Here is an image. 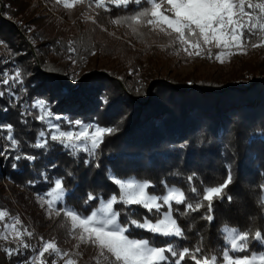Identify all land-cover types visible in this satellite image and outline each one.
I'll use <instances>...</instances> for the list:
<instances>
[{
    "label": "trees",
    "instance_id": "trees-1",
    "mask_svg": "<svg viewBox=\"0 0 264 264\" xmlns=\"http://www.w3.org/2000/svg\"><path fill=\"white\" fill-rule=\"evenodd\" d=\"M15 2L19 4L16 10L13 5L11 7V2L10 7H0V37L19 54L17 59L23 67L29 92L47 101L56 113L71 119L94 121L102 127H114L116 132L105 134L104 142L95 154L99 168L86 167L83 162L88 158L86 153L78 150L73 156L71 150L59 142H51L50 137H47L49 151L45 155L43 149L30 146L44 125L38 124L32 115L21 116L19 105H9L7 98H0V150L11 149L7 139V125L11 124V135L18 142L11 154L37 156L35 162L21 160L16 169L11 167V156H6L0 179L8 176L32 193L42 194L53 186L42 180V171H46L50 179L64 177L65 204L90 214L100 203L97 199L88 208L83 206L89 191L103 199L111 194L119 196V186L110 180L108 170L114 177H135L149 182L153 185L149 188L152 193H164L165 182L168 186H178L185 191L188 202L195 204L202 201L204 188L223 182L226 168H230L233 183L226 191L233 201H215V219L211 224L201 218V209L179 217L185 238H164L134 227L132 236L147 238L160 246L171 241L189 246L192 251L200 247L209 257L212 253L221 254L227 245L221 231L224 225L234 226L239 231L264 229V190L261 189L264 185V75L251 79L238 71L226 78L159 75L150 77L152 80L148 78L147 84H141L139 80L131 84V77L127 80L103 70L88 72L83 77L69 76L54 59H45V55L51 53L49 46L41 44L35 48L29 41H24L21 26L12 16L27 7L28 1ZM109 6V14L116 19L130 18L149 9L135 4L119 8ZM40 34L41 37L45 35ZM76 41L59 40L58 43L63 49H78L82 57L88 56L92 46L97 45L86 37ZM25 46L27 53L22 55ZM42 48L44 51L40 53ZM30 59L35 63L28 65ZM99 96L106 97L110 103L100 107ZM5 107L7 111H4ZM52 164L57 167L52 168ZM193 172L197 176L189 184L187 176ZM33 179L40 183L29 185L28 181ZM192 187L200 193L199 197L192 193ZM126 207L115 205L121 211ZM173 209V216L177 218L175 209L184 211L185 205L174 204ZM130 211L134 218L151 216L153 221L157 215L155 211L147 213L141 206H131ZM127 218L125 212L121 219ZM35 239L25 237L24 243L30 248L11 256L0 243V264H22L32 259L38 250ZM18 246L11 243L8 248ZM251 247L255 251L264 249L256 244ZM42 259L44 264H51L53 259L56 264H62L60 255L45 253ZM79 264L88 263L80 259ZM185 264L192 262L186 259Z\"/></svg>",
    "mask_w": 264,
    "mask_h": 264
},
{
    "label": "snow or ice",
    "instance_id": "snow-or-ice-1",
    "mask_svg": "<svg viewBox=\"0 0 264 264\" xmlns=\"http://www.w3.org/2000/svg\"><path fill=\"white\" fill-rule=\"evenodd\" d=\"M59 3L60 0H57ZM150 9L139 11L130 20L139 22L141 17L147 25L160 26L161 31L171 30L175 33V39L187 52L189 57L201 56L205 51L209 58L212 57V48L220 49L216 53L215 59L223 63L222 57L226 54L225 50L230 48H239L242 42H246L257 33L264 34V0L260 3H253L252 0H149ZM111 5L115 7H127L135 4L139 5L141 0H109ZM5 7H10L6 5ZM65 7L71 5L65 3ZM97 7L107 8L102 2L97 3ZM245 7L250 11H245ZM258 10V11H257ZM31 31V29H28ZM264 39V35L261 36ZM0 44L7 46V42L0 38ZM69 51L74 49L69 48ZM75 63V61H73ZM5 77L2 81L3 85H7V92L0 90V98L5 95L10 97L9 105L13 101H19L21 97L14 90L20 85L21 91H27L24 87V80L21 78V71L16 69L14 74L9 76L8 72L3 73ZM75 82V81H74ZM98 102L100 107L107 106L110 102L106 97L99 96ZM27 107V106H25ZM32 109H39L40 114L37 116L38 121L47 122L49 129H53L50 133L51 142H59L65 149L71 150L73 156L77 150H81L87 154L88 158L84 159L86 167H100L99 161L95 160V154L104 142L105 134L116 132L114 127H100L94 121L84 122L81 119H69L61 115H53L49 111V104L44 99H35L31 104ZM8 108L5 107L4 111ZM30 114L21 113V115ZM56 121H64L69 130L62 131L61 123H52V119ZM13 126L7 125V136L11 149L17 147V139L11 135ZM78 129L72 131L71 129ZM92 130L91 132L89 130ZM45 131H40L35 143L30 146L34 149H43L46 155L49 151V140L45 138ZM44 138V139H42ZM11 149H6V156H11V167L16 169L21 160L35 162L37 156L31 154H11ZM52 168L57 165L52 164ZM226 178L217 186H208L204 188L202 201L195 204L188 202L185 192L175 186L167 188L166 194L158 196L150 194L147 189L153 187L149 182H139L136 179H119L111 174L108 170L110 180L119 186V198L116 194H111L110 198H98L91 191L86 194L83 200V206L88 208L91 202L99 199L100 207L89 213L77 210L74 207L65 204L66 190L63 186L64 177H55L50 179L46 171H42L40 176L44 182L54 185L50 187L44 194L40 196L45 201L50 210H54L57 216L61 213L71 218L73 228H79L83 233L87 234V241L97 246L103 255L105 252L111 257L108 264H185L186 259H190L192 264H217L219 260L221 264H264V250H252V245L264 246V229L256 230L249 228L248 230L237 231L232 235L230 246L225 245L222 249V255H212L211 262L206 253H202L200 247H195L194 251L189 246H180L174 242L168 241L166 246L157 245L154 241L147 238H136L132 236V228L146 230L148 233L157 234L164 238H185L184 228L178 223L179 217L188 215L203 209L202 219L211 224L215 219V201L223 202L227 200L229 203L233 201V197L226 191L233 183V176L230 168H226ZM72 176V173H68ZM197 173L193 172L187 176L189 184L195 179ZM40 180H29L28 184L35 186ZM264 190V185H261ZM192 193L197 197L200 193L195 187L191 189ZM47 198V199H46ZM175 205H185L184 211L178 212V217L173 218L172 203ZM206 202V206L205 203ZM54 204H59V208H54ZM115 205L127 206L124 211L115 208ZM162 205H166L167 210L161 213ZM131 206H141L147 213L153 211L157 214L155 222L151 216L134 218L130 208ZM125 212L128 214L126 220L121 219ZM6 213L0 211V221L4 220ZM15 224H19V219L14 218V223L6 225V229L10 230L20 243L18 247L6 248L5 252L9 256L21 254V249H29L30 245L23 242L22 233ZM28 236H32L31 232H26ZM7 239V236H4ZM45 253L49 255H59L60 249L53 242H44L39 257H44ZM167 254V255H166ZM65 255H67L65 253ZM202 257V258H201ZM22 264H36V258L25 260ZM51 264H56L53 259ZM65 264H73L71 259L65 261Z\"/></svg>",
    "mask_w": 264,
    "mask_h": 264
},
{
    "label": "rangeland",
    "instance_id": "rangeland-1",
    "mask_svg": "<svg viewBox=\"0 0 264 264\" xmlns=\"http://www.w3.org/2000/svg\"><path fill=\"white\" fill-rule=\"evenodd\" d=\"M24 1H28L27 7H21L23 10L12 16L13 20L21 26L24 41H29L35 48L40 47L41 44L49 46L48 49H50L51 53L45 55V59H54V62L56 61V64H59L69 76L83 77L88 72L103 70L112 71L123 79L128 80L131 77V84H134L135 80H139L141 84H147L148 78L151 79L150 77L153 78L159 75H169L177 78L216 76L226 78L237 71L241 74H246L249 79L260 74L264 75V39H261L264 34L261 33L251 37L246 42H242L239 48L225 50L226 53L231 54L223 56V63H221L215 59V55L221 51L220 49L213 47L211 58L208 57L206 51L201 56L193 55L189 57L175 39L176 34L171 33V30L161 31L160 26L147 25L143 17H141L139 22L132 21L130 18L116 19L108 12L110 9L109 0H60L59 3L57 0ZM10 2L11 7L13 5L15 7L13 9L16 10L18 3L15 0H0V7L10 6ZM98 2L104 3L107 8L97 7ZM252 2L260 3L261 0H252ZM65 3L71 5V7H65ZM139 5L151 8L149 0H141ZM104 9H107V12ZM245 11H250V9L245 7ZM28 29H31V31H28ZM42 32L45 34L43 37L40 34ZM84 37L97 42V45L92 46V49H90L89 55L84 57H82L78 49L75 48V50L73 48L75 53L74 51L63 49L58 43L59 40L71 41V39H75L82 41ZM43 48L39 51L40 53L44 51ZM22 49V55L27 53V50H25L27 49L26 46L25 48L22 47ZM18 55L8 43L7 46L0 44V90L7 92L8 88L7 85L2 83L5 78L3 73L7 71L9 76H11L16 69H19L27 91H21V86L17 85L14 90L21 99L12 103L19 105L18 112L20 115L21 113L30 112V114L23 115V117L32 115L38 124L42 123L44 125L42 131H45V138L48 139L47 137H50L53 129H49L47 122L37 120V116L40 114L39 109L31 108V104L35 99L42 98L29 92L23 67L17 59ZM27 63L31 65L35 62L30 59ZM4 97L10 100L7 95ZM45 102L49 104L47 101ZM49 111L54 116L67 117L53 111L50 108V104ZM68 118L71 119L70 117ZM52 123H61L62 131L69 130L64 121L52 119ZM71 130L75 132L78 129L73 128ZM89 131L91 132L92 130L90 129ZM1 142L2 139L0 138V146ZM0 153H5V150H0ZM5 158L6 155L0 154L1 172L4 170L2 161L4 162ZM119 179H136L139 182H146L140 181L135 177ZM147 191L150 194H157L152 193L149 189ZM166 192L167 188L164 193L157 195L162 197ZM42 194L32 193L8 176L0 179V211L6 213L4 220L0 221V243L2 246L8 248L11 243L16 244V246L19 245V239L15 238L10 230L6 229V225L13 224L14 218H18L19 224H15V227L23 234V242L25 237L36 238L35 242L38 245V250L33 256V258H36V264H44L42 257H39V251L44 242L56 244L60 249L59 255L62 264H65L68 259H71L73 264H79L80 259L86 260L88 264H108V260L111 258L109 254L105 252L102 255L101 250L97 246L87 241L86 233H83L79 228H73L70 217L65 216L63 212L60 216H57L54 210H50L46 202L40 199ZM185 196L187 198L186 193ZM117 197L119 198L118 195ZM174 204L173 202L172 208ZM53 207L59 208L58 204H54ZM167 207L162 205L161 218ZM233 229H236V227L224 225L221 230L228 246H230L232 235L236 234ZM26 232H31L32 236H28ZM4 236H7V239H4ZM212 255L219 256L222 253H212L209 256L210 262ZM217 264H221V262L218 260Z\"/></svg>",
    "mask_w": 264,
    "mask_h": 264
}]
</instances>
